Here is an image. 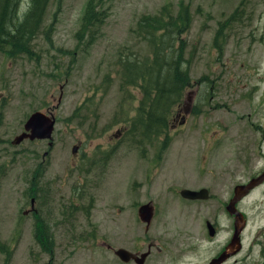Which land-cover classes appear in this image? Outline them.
<instances>
[{"label":"rangeland","instance_id":"obj_1","mask_svg":"<svg viewBox=\"0 0 264 264\" xmlns=\"http://www.w3.org/2000/svg\"><path fill=\"white\" fill-rule=\"evenodd\" d=\"M94 1L107 8L94 41L85 37L79 43L75 36L87 0H50L32 54L11 58L0 50V243L10 251L8 258L0 251V264H94L99 257H114L88 240L94 226L96 235L114 229L107 238L114 248L132 250L146 238L171 239L175 231L167 236L166 228L156 225L145 232L138 221L136 204L147 199L144 178L150 175L158 193L170 186L207 188L210 197L201 212L191 207L169 218L201 231L199 225L211 221L221 204L218 224L224 231L217 240L222 242L232 228L224 203L235 185L264 171V0ZM180 1L193 18L186 50V56L194 50L193 83L168 136L139 141L137 133L126 132L123 119L134 115L141 88L120 81L119 61L126 55L140 62L149 52L133 31L142 14H154L166 3L176 12ZM28 3L22 0L20 13ZM235 9L240 16L223 27L219 52L212 39ZM202 75H208V83H197ZM204 97L210 106L202 104ZM47 110L56 119L50 151L48 139L12 143L31 113ZM77 145L81 162L75 164ZM39 165L40 193L32 207L25 195L31 194L29 182ZM238 205L247 219L244 263L264 264V184ZM33 208L48 215L50 250L35 240L31 213L37 223L40 216ZM90 208L94 212L87 219ZM215 244L202 241L206 255L215 252Z\"/></svg>","mask_w":264,"mask_h":264},{"label":"trees","instance_id":"obj_2","mask_svg":"<svg viewBox=\"0 0 264 264\" xmlns=\"http://www.w3.org/2000/svg\"><path fill=\"white\" fill-rule=\"evenodd\" d=\"M50 0H29L28 6L22 13L19 12L22 0H0V50L6 51L13 58L18 54H32L33 41L42 29V24ZM99 2H102L98 0ZM171 4H164L154 14H142L135 29L149 48L148 54L138 62L123 55L120 64V81L131 86L138 83L141 88V98L134 109V115L126 122V132L137 133L139 141L144 138L146 142L159 139L167 135L174 113L184 101L186 90L193 83L190 78V63L193 48L186 56L188 46L187 34L190 31L192 14L189 6L182 1L176 12ZM98 2L87 0L81 15V24L76 32L79 43L87 37V41L95 40L99 25L107 17V8H100ZM239 11L235 9L228 18L220 24L212 39L213 46L223 52V41L220 40L223 27L232 21L238 20ZM78 47V45L76 46ZM79 48V47H78ZM209 82L208 75H202L197 83ZM126 90V89H125ZM207 100V101H206ZM207 102V103H206ZM197 104V101L195 102ZM202 104L210 106L209 97H204ZM199 111V110H198ZM196 111L195 113H197ZM177 112V111H176ZM39 171L32 173L30 180L31 196L40 193ZM35 239L42 248L50 250L51 242L49 230L40 228L35 222ZM0 251L10 256V251L0 243Z\"/></svg>","mask_w":264,"mask_h":264},{"label":"flooded vegetation","instance_id":"obj_3","mask_svg":"<svg viewBox=\"0 0 264 264\" xmlns=\"http://www.w3.org/2000/svg\"><path fill=\"white\" fill-rule=\"evenodd\" d=\"M46 114L50 116L51 115L54 116L52 114V111L50 110H47ZM174 119L175 117L173 118V120ZM116 133L117 134L120 133V130L119 129L116 130ZM52 139H53L52 136L51 139H48L49 151L53 146ZM34 140H43V139H34ZM34 140H29V141H34ZM77 148L74 150V155H73V157L74 156L76 157L75 159L76 162L74 161V159L72 160L73 169H74V162L75 164L81 162V160H78V158L80 157V145L78 150ZM48 150L43 152L42 154L43 158H45L46 155H48L49 153ZM156 164L157 162H152L151 168H156L157 166ZM144 179L146 185V191L144 193V196L147 197V199L144 203L140 202L136 204L137 206L136 209L139 214L138 221L143 223V228L145 232L149 231L150 229H153V227H155L156 225H161L162 227L166 228V232L164 233L165 235L169 236L170 233L173 231H175V233L172 234V238L169 240H165V239L149 240L147 238L142 239L138 247H134L132 250H130L126 247H123L122 245L120 247L114 248L113 244L108 242L107 238L109 237V232L114 229L107 230L106 234L96 235V228L94 226L93 229L91 230V232L94 235L90 236L92 238H88V240H92L93 242L100 244L102 247L108 248L109 251H112L115 254L114 257L113 256L99 257L97 258L98 261L96 260L93 262L94 264H214L218 256L223 251L225 250L230 251L233 249L228 247L229 241L232 238L234 231V226H233L234 216L230 215L226 208L228 201L224 203V209L226 212V216L229 219L230 218L232 219V228H230L229 230L227 229L228 233L226 235V239L220 242L217 240V238H219L221 233L224 231L221 225L218 224L219 223L218 219L222 213L221 204L215 208L213 213V218L211 221L208 219H204L202 225H199L203 227L201 231L194 224H190V223L176 224L175 221H177V219L174 216L172 218H169V215L173 214V212L175 211L181 213L185 209L191 210V207L193 211H195L196 208H199L201 212L200 206L203 204V201H205L206 199H202V198L191 199V198L183 197L180 193L182 187H178V186H170L168 191L158 193L157 190L153 187V181H151V175L145 176ZM198 189H193V190H198ZM25 196L27 197V199H30L31 206L34 207V203L36 205L37 197L31 196V194ZM208 197H210L209 190H208ZM238 203L236 204V206L239 209L240 207ZM32 212L39 214L40 228L42 229V227H46L49 230L50 242L51 245H53L54 244L53 236L52 233L50 232V228L47 223L48 215L46 214V211L45 210L39 211L36 210V208L35 209L33 208ZM92 212H94V209L90 208L88 214H86L88 215L87 219H89L92 216ZM31 218L33 219L34 237H35L36 225H35V219L32 217V213H31ZM162 218L165 219V223L162 221ZM244 218L246 219L245 214H244ZM154 219L155 221L158 220L159 222L155 223ZM168 219L169 222H167ZM143 220L145 222H143ZM204 240L205 241L207 240L212 243H215V240L216 242H218V244L217 245L215 244L214 246L215 252L212 255H206V247L201 246V243ZM242 242H243V237L241 234V248L234 255L229 256L224 261L218 264H245L244 260L246 257L241 256V253L243 251ZM144 245H146L145 249H143ZM119 249L123 250V256L118 255L116 253V251Z\"/></svg>","mask_w":264,"mask_h":264},{"label":"water","instance_id":"obj_4","mask_svg":"<svg viewBox=\"0 0 264 264\" xmlns=\"http://www.w3.org/2000/svg\"><path fill=\"white\" fill-rule=\"evenodd\" d=\"M184 122V118L181 119L180 124ZM55 118L54 116L46 115L40 111H34L29 115L24 123V129L17 134L12 140L13 144H19L24 139H51L52 132L54 130ZM77 146H74V150ZM264 184V171L251 177L247 182L235 185L233 189V196L227 203V211L230 215L234 216L233 226L234 231L232 238L228 244L229 248H233L230 251H223L217 258L214 264H218L224 261L231 255H234L241 248L240 235L246 226V219L244 214L237 208L236 204L245 198L254 188ZM181 195L186 198H207L208 189L201 188L199 190H193L184 188L180 191ZM118 255L123 256V250L116 251Z\"/></svg>","mask_w":264,"mask_h":264}]
</instances>
